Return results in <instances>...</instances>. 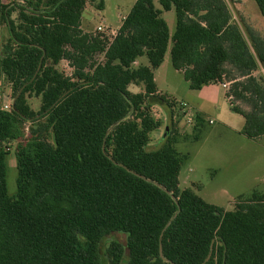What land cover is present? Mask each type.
<instances>
[{
	"label": "trees",
	"instance_id": "obj_1",
	"mask_svg": "<svg viewBox=\"0 0 264 264\" xmlns=\"http://www.w3.org/2000/svg\"><path fill=\"white\" fill-rule=\"evenodd\" d=\"M105 0H25L3 4L0 78L10 85V110L0 109V264H264V190L241 195L224 211L178 188L185 160L167 128L162 146L147 151L162 123L154 104V71L169 45L163 12L174 10L170 63L190 90L228 84L241 134L264 136V37L233 22L232 0H135L112 37L87 33V4ZM264 18V0H253ZM17 13L16 20L12 14ZM101 56V60L97 59ZM145 57L148 66L133 64ZM65 61L70 76L58 71ZM129 86H141L132 93ZM40 98L38 111L27 99ZM205 119L197 113L194 140ZM16 148V194L7 193L8 143Z\"/></svg>",
	"mask_w": 264,
	"mask_h": 264
},
{
	"label": "rangeland",
	"instance_id": "obj_2",
	"mask_svg": "<svg viewBox=\"0 0 264 264\" xmlns=\"http://www.w3.org/2000/svg\"><path fill=\"white\" fill-rule=\"evenodd\" d=\"M25 0H2L3 4L22 3ZM135 0H105L104 9L97 11L92 4H87L81 17V29L87 33L96 32V28L104 27L101 33L106 37H112L120 27L123 17L130 11ZM155 7L160 8L157 1ZM233 22L239 24L243 30L245 26L257 31L264 37V18L258 12L253 0H232L229 2ZM17 13L12 14L16 20ZM162 18L167 24L169 33V45L162 63L157 80L160 90L170 92L174 97L189 104L192 112L197 108L203 111L206 120L202 127L199 140H194L198 130L194 129L195 118L188 124L185 111L174 108L171 110L164 104H154L152 115L162 123L161 127L150 134V141L146 145L147 151L158 150L163 142L165 130L168 127L175 129L178 134L176 151L185 157L179 175L178 188L189 189L207 204L214 205L224 211L234 208L241 195H248L252 191L264 190V136L257 139H248L241 134L243 118L230 111L224 89L219 84H211L203 92L190 90L188 83L181 73L175 71L170 63L169 50L171 36L175 30L174 10L162 13ZM113 32V33H112ZM2 47L8 44L9 35L7 28L0 29ZM97 59L101 60V56ZM144 66H148L145 57L137 60ZM133 67H136L133 65ZM58 71L70 76L72 70L65 61L56 67ZM256 76H263L264 72L259 69ZM228 87V84H226ZM129 91L138 93L139 88L129 86ZM186 93H192L193 98H185ZM27 102L33 111H38L40 98L31 96ZM12 95L10 85L4 77L0 78V109L10 110ZM8 106V109H5ZM194 113V117L197 113ZM224 124H233L238 133L224 128ZM24 138L20 141L8 143V155L6 158L7 168V193L10 197L16 194V148L19 143H24L28 137V124L24 126ZM164 137V138H163ZM111 241L120 243L124 248V256L120 264L127 260L126 236L122 233H111L100 244V254L103 256Z\"/></svg>",
	"mask_w": 264,
	"mask_h": 264
},
{
	"label": "crops",
	"instance_id": "obj_3",
	"mask_svg": "<svg viewBox=\"0 0 264 264\" xmlns=\"http://www.w3.org/2000/svg\"><path fill=\"white\" fill-rule=\"evenodd\" d=\"M123 19H124V17H123ZM113 33V32H112ZM167 50H168V47H167ZM167 53V52H166ZM165 56H166V54H165ZM165 58V57H164ZM165 60V59H164ZM164 60H163V62H164ZM139 62L138 61H136L133 65H135V66H138V65H140V64H138ZM142 65V64H141ZM161 66H162V64H161ZM161 66L159 67V68H157L155 71H154V83H155V85H156V89H157V94H162V95H166V96H168V97H170V98H172V99H175L177 102H180V101H178L175 97H174V95L172 94V93H170V92H163L162 90H160V88H159V84H158V80H157V74H158V72H160V68H161ZM176 71V70H175ZM178 72V71H177ZM180 73V72H179ZM220 85V84H219ZM208 86H210V85H207V86H203L200 90H198L199 92H203L204 90H205V88H207ZM135 87H137V86H135ZM221 87L224 89V93L226 92V90H227V87H224L223 86V84L221 85ZM129 88V87H128ZM137 88H139V92L138 93H141L142 92V87L141 86H139V87H137ZM131 92V91H130ZM192 93H186L185 94V98H187V99H190L191 100V98H193V95H191ZM183 103H185L186 104V102H184V101H182ZM187 105V104H186ZM187 107L188 108H190L189 107V104L187 105ZM194 108L196 109L194 112L195 113H199V114H201V115H204L203 114V111H201L200 110V108H197L196 106H194ZM190 110V109H189ZM192 111V112H193ZM206 121V120H205ZM243 124H244V121H243ZM224 126V128H226L227 130H229V131H232V132H236V133H238L239 132V130H237L238 128H236L235 126H233V124H229V125H226V124H224L223 125ZM165 132H166V130H165ZM165 137V136H164ZM163 137V138H164Z\"/></svg>",
	"mask_w": 264,
	"mask_h": 264
},
{
	"label": "built area",
	"instance_id": "obj_4",
	"mask_svg": "<svg viewBox=\"0 0 264 264\" xmlns=\"http://www.w3.org/2000/svg\"><path fill=\"white\" fill-rule=\"evenodd\" d=\"M103 29H104V27L99 26V27L96 28V31H98V32H102ZM223 86L226 87L227 85L225 84V85H223ZM10 107H11V106H10ZM176 107H177L178 109H182V110L185 111L186 121H187L188 124L192 121V118H195V117H194V113H192V112L189 110V108L187 107V105H186L185 103H183V102H177V103H176ZM5 109H8V106H5Z\"/></svg>",
	"mask_w": 264,
	"mask_h": 264
},
{
	"label": "water",
	"instance_id": "obj_5",
	"mask_svg": "<svg viewBox=\"0 0 264 264\" xmlns=\"http://www.w3.org/2000/svg\"><path fill=\"white\" fill-rule=\"evenodd\" d=\"M166 132H167V129H166ZM165 135H166V133H165ZM165 135H164V136H165Z\"/></svg>",
	"mask_w": 264,
	"mask_h": 264
}]
</instances>
